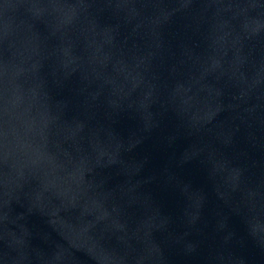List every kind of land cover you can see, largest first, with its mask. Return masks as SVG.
Segmentation results:
<instances>
[{
  "label": "water",
  "instance_id": "obj_1",
  "mask_svg": "<svg viewBox=\"0 0 264 264\" xmlns=\"http://www.w3.org/2000/svg\"><path fill=\"white\" fill-rule=\"evenodd\" d=\"M0 264H264V0H0Z\"/></svg>",
  "mask_w": 264,
  "mask_h": 264
}]
</instances>
